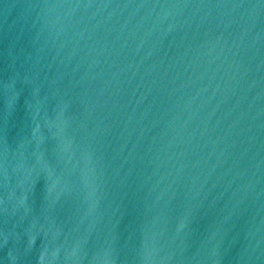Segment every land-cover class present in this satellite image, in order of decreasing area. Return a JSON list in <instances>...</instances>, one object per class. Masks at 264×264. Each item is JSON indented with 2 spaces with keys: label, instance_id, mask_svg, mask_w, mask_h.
I'll use <instances>...</instances> for the list:
<instances>
[{
  "label": "water",
  "instance_id": "obj_1",
  "mask_svg": "<svg viewBox=\"0 0 264 264\" xmlns=\"http://www.w3.org/2000/svg\"><path fill=\"white\" fill-rule=\"evenodd\" d=\"M0 264H264V0H0Z\"/></svg>",
  "mask_w": 264,
  "mask_h": 264
}]
</instances>
